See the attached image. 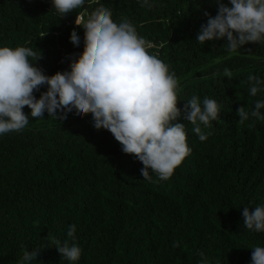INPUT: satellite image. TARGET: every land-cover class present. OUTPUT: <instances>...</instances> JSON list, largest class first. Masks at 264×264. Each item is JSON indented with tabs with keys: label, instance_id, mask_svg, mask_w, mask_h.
<instances>
[{
	"label": "trees",
	"instance_id": "1",
	"mask_svg": "<svg viewBox=\"0 0 264 264\" xmlns=\"http://www.w3.org/2000/svg\"><path fill=\"white\" fill-rule=\"evenodd\" d=\"M227 4L228 0H224ZM230 6V5H229ZM108 8L117 23L130 21L178 81V107L193 96L215 99L220 117L201 125V142L183 119L191 153L161 181L113 135L93 126L91 114L64 120L31 118L19 132L0 136V264H17L25 250H37L33 264H70L50 237L81 249L75 264H252V248L264 246V232L243 227L242 208L264 206V120L238 124L237 109H251L264 92L249 95V74L264 79V44L235 52L226 40L196 42L214 0H86L60 17L52 0H0V46L32 48L46 75L70 70L82 47L70 42L76 25ZM33 60L35 58H32ZM41 87L34 95L38 99ZM24 112L30 114L25 106ZM264 114V110H261Z\"/></svg>",
	"mask_w": 264,
	"mask_h": 264
},
{
	"label": "clouds",
	"instance_id": "2",
	"mask_svg": "<svg viewBox=\"0 0 264 264\" xmlns=\"http://www.w3.org/2000/svg\"><path fill=\"white\" fill-rule=\"evenodd\" d=\"M86 0H52L54 9L63 17L83 8ZM142 6L153 7L154 0H140ZM217 14H207V23L197 33L196 42L226 40L223 47L235 52L248 43L264 44V0H214ZM230 5V6H229ZM76 25L84 29V38L75 30L70 42L82 47L78 57H70V70L49 76L35 62L42 58L25 46H0V136L19 132L33 119L44 118L45 112L56 120L68 115L84 118L91 114L97 130L109 131L125 154L134 155L143 164L141 175L151 181L149 171L161 180H168L184 159L190 155L183 119L193 125L192 131L201 142L205 134L201 125L220 117V105L215 99L201 100L193 96L183 111L178 107V81L175 73L149 50L150 42L140 36L130 21L115 22L108 8L93 11L87 20L77 15ZM32 58H35L34 60ZM249 95L264 92V79L249 74ZM37 99L34 95L41 87ZM27 106L30 114L24 112ZM264 99L255 101L245 110L237 109L238 124L250 118L264 120ZM243 227L264 232V206L242 208ZM76 225H70L63 241L50 237L49 247H55L62 259L75 264L81 249L74 242ZM252 264H264V246L252 248ZM202 256L201 264H212ZM37 250L23 252L17 264H33ZM218 264V262H215Z\"/></svg>",
	"mask_w": 264,
	"mask_h": 264
},
{
	"label": "built area",
	"instance_id": "3",
	"mask_svg": "<svg viewBox=\"0 0 264 264\" xmlns=\"http://www.w3.org/2000/svg\"><path fill=\"white\" fill-rule=\"evenodd\" d=\"M81 18V20H82V17H80Z\"/></svg>",
	"mask_w": 264,
	"mask_h": 264
}]
</instances>
